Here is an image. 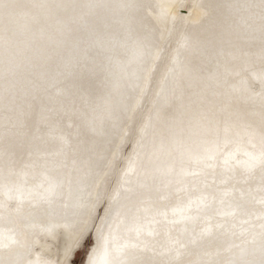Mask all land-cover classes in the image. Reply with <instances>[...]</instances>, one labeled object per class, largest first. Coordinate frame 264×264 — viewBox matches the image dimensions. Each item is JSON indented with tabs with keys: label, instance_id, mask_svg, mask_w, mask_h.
I'll use <instances>...</instances> for the list:
<instances>
[{
	"label": "rangeland",
	"instance_id": "obj_1",
	"mask_svg": "<svg viewBox=\"0 0 264 264\" xmlns=\"http://www.w3.org/2000/svg\"><path fill=\"white\" fill-rule=\"evenodd\" d=\"M94 1L0 0L10 5L0 6V119L5 124H23L31 118L34 112L22 100L23 83L27 79L37 83L34 77L39 69L83 39ZM150 1L153 10L165 12L163 0ZM196 2L200 5L201 1H180L179 10L185 13L171 22L140 109L134 112L124 143L118 147L111 174L104 179L110 169L99 180V192H92L93 184L72 182L81 191L86 208L80 203L67 207L71 177L82 176L74 169V143L65 146L57 135H50L49 142L57 149L63 147L67 154L48 158L44 156L47 149L36 146L35 137L21 131L11 133L8 144H2L0 156H11L12 163H0V260L14 264H111L117 259H140L149 264L264 262V167L260 163L264 143L259 135L264 112L251 122L247 113L234 111L237 106L245 110L264 107V66L256 61L246 58L240 71L233 63L227 65L224 87L232 99L229 114L223 118L226 130L218 140L208 147L198 143L195 151L186 146L182 149L185 153L178 147H164L155 156L158 163L150 174L158 179L157 184L147 179L139 183L143 175L141 149L132 190L118 189L145 122H151L147 133L156 136L178 100L162 104L152 114L157 89L185 27V16ZM222 3L207 0L200 5L205 9L200 7L198 12L205 28L199 31L217 29ZM138 4L132 1L124 8L119 0H105L100 13L110 11L119 19L130 20ZM143 27L145 38L154 39L149 20ZM242 39L251 45L262 43L252 34ZM8 80L17 81L13 98L4 88ZM35 103L47 107L43 93L36 95ZM110 126L119 129L122 122L113 121ZM177 169L180 172L175 177ZM56 201L61 202L58 213L52 211ZM176 206H181L180 211ZM34 220L39 228L24 226V221ZM7 228L14 229L7 232ZM115 228L121 233L117 239L113 238ZM65 233L75 240L68 254H64Z\"/></svg>",
	"mask_w": 264,
	"mask_h": 264
},
{
	"label": "bare ground",
	"instance_id": "obj_2",
	"mask_svg": "<svg viewBox=\"0 0 264 264\" xmlns=\"http://www.w3.org/2000/svg\"><path fill=\"white\" fill-rule=\"evenodd\" d=\"M104 1L96 0L90 7L83 39L74 42L60 57H54L50 65L39 69V74L34 77L37 83L30 79L23 83L22 100L34 112L31 118L23 124L15 122L13 125H7L0 119V147L4 142L8 144V138L15 131L35 137L36 146L43 145L47 149L44 154L46 158L57 153L67 154L63 147L57 149L54 143L49 142L50 135H57L62 145L74 143V169L82 176L71 177L69 183L67 207L72 208L78 203L84 207L86 204L84 197L80 198L81 191L72 182L79 185L93 184L92 192L96 194L101 189L99 180L102 175L107 174L111 167L113 169L132 116L140 109L138 106L148 89L170 25L176 15L185 13L179 10L181 0L161 1L165 12L161 8L157 12L153 10L150 0H119L120 6L124 8L129 2L139 3L130 20L119 19L117 13H100ZM198 1H201V5L207 0ZM222 1L218 11L221 22L217 29L199 31L204 25L198 12L200 7L205 9L198 2L185 16V27L177 39L175 52L157 89L152 114L162 104L178 100L171 105L172 111L162 120L159 134L149 135L146 128L151 122L149 119L145 122L133 154L121 174L118 189L124 192L132 190L139 165L136 157L141 149L143 175L139 183L147 179L157 184L158 179L150 178V174L158 163L155 156L164 147H178L179 151L185 153L182 149L186 146L195 151L199 148L198 143L208 147L218 140L226 130L223 118L229 114L228 107L232 99L227 96V88L224 87L227 65L233 63L240 71L243 60L250 58L264 66L261 0ZM118 19L121 21L116 23ZM146 20L152 24L154 39H147L142 33ZM251 34L262 43H245L242 38ZM16 86V80H8L4 85L11 98L14 97ZM39 92L45 96L46 108L35 103ZM207 92L215 98L208 97ZM234 111L238 114L247 113L246 117L253 122L264 112V107L245 110L237 106ZM117 120L122 122V126L113 129L111 122ZM1 162L12 163L11 156H0ZM112 169L104 179L111 174ZM165 172L168 171L165 170L164 175ZM179 172L177 169L174 176ZM60 204V201H56L52 211L58 213ZM180 207L175 208L179 210ZM192 219L189 218L190 221ZM24 226L39 228L35 220L24 221ZM13 229L7 228L5 231ZM120 234L115 228L113 238H119ZM64 238L68 246L64 245V254H68L75 240L68 233H65Z\"/></svg>",
	"mask_w": 264,
	"mask_h": 264
},
{
	"label": "snow or ice",
	"instance_id": "obj_3",
	"mask_svg": "<svg viewBox=\"0 0 264 264\" xmlns=\"http://www.w3.org/2000/svg\"><path fill=\"white\" fill-rule=\"evenodd\" d=\"M0 6L10 7V5H6L2 3H0ZM260 7L262 10V20H264V0H261ZM259 135L261 137L262 143H264V127L260 128ZM260 163H261V166L264 167V153H262L261 155ZM12 242L15 243V241H12ZM124 247L127 248L129 246L125 245ZM132 247H135V245H132ZM0 264H14V262L0 260ZM90 264H91V261H90ZM111 264H149V262L140 260V259H135V260H130V261H122V260L117 259V260H113ZM262 264H264V262H262Z\"/></svg>",
	"mask_w": 264,
	"mask_h": 264
}]
</instances>
